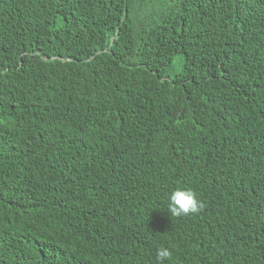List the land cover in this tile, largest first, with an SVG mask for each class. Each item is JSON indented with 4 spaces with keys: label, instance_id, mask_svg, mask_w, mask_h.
Here are the masks:
<instances>
[{
    "label": "trees",
    "instance_id": "obj_1",
    "mask_svg": "<svg viewBox=\"0 0 264 264\" xmlns=\"http://www.w3.org/2000/svg\"><path fill=\"white\" fill-rule=\"evenodd\" d=\"M161 248L264 264V0H0V264Z\"/></svg>",
    "mask_w": 264,
    "mask_h": 264
},
{
    "label": "clouds",
    "instance_id": "obj_2",
    "mask_svg": "<svg viewBox=\"0 0 264 264\" xmlns=\"http://www.w3.org/2000/svg\"><path fill=\"white\" fill-rule=\"evenodd\" d=\"M204 208V204L196 198V194L191 190H175L170 196L168 211L171 217L179 218L190 214H198ZM172 253L164 248L157 252V260L160 264L170 260Z\"/></svg>",
    "mask_w": 264,
    "mask_h": 264
}]
</instances>
